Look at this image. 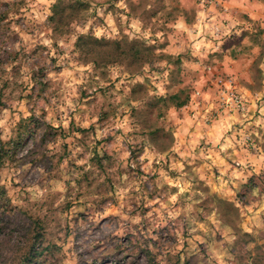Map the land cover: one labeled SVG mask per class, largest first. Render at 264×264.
I'll list each match as a JSON object with an SVG mask.
<instances>
[{"label": "rangeland", "instance_id": "obj_1", "mask_svg": "<svg viewBox=\"0 0 264 264\" xmlns=\"http://www.w3.org/2000/svg\"><path fill=\"white\" fill-rule=\"evenodd\" d=\"M233 1L0 0V264H264V93L206 142V88L167 52L185 18L261 65L226 14L264 0ZM133 41L155 60L112 57Z\"/></svg>", "mask_w": 264, "mask_h": 264}, {"label": "crops", "instance_id": "obj_2", "mask_svg": "<svg viewBox=\"0 0 264 264\" xmlns=\"http://www.w3.org/2000/svg\"><path fill=\"white\" fill-rule=\"evenodd\" d=\"M255 1L234 0L231 5L237 6L242 13H247L246 10L249 9L250 4L260 6ZM226 18L231 21L233 26L237 24L245 26L246 22H249L250 29H252L249 33L256 37L254 34L260 31L259 33H262L264 37V14H226ZM174 27L176 32L170 40L167 52L174 56L186 55L187 59L184 67L187 68L186 74L190 76L194 88H206L205 95L202 98L203 102L210 100V97H215L216 82L220 77L233 78L244 94L250 98L256 94L261 95V93H264V74H262L264 60L260 65L261 50L254 41L247 42L248 37L246 35L237 44L228 42L221 50L215 51L212 43H206L201 38L202 29L198 26L197 20L191 23L182 18L175 23ZM253 111L254 109L251 108V115ZM230 122L227 118L219 122H213L208 130H204L210 135L209 138L206 133L204 134L206 142H216L219 139L221 141L223 138H217V136H220L218 134L219 130L225 129L224 131H227L230 129ZM240 122L245 123V121ZM193 123L195 121L190 118L185 122L186 125L190 124L189 127L192 129L193 135L194 133L197 135L203 133V127ZM199 128L202 130H199Z\"/></svg>", "mask_w": 264, "mask_h": 264}, {"label": "built area", "instance_id": "obj_3", "mask_svg": "<svg viewBox=\"0 0 264 264\" xmlns=\"http://www.w3.org/2000/svg\"><path fill=\"white\" fill-rule=\"evenodd\" d=\"M216 97V102H210V106L208 107L203 102V94L197 91L186 108L192 107L194 110L203 112L204 121L208 124L220 116H231L247 111L248 97L231 77H220L217 79ZM247 139L249 140V138Z\"/></svg>", "mask_w": 264, "mask_h": 264}, {"label": "trees", "instance_id": "obj_4", "mask_svg": "<svg viewBox=\"0 0 264 264\" xmlns=\"http://www.w3.org/2000/svg\"><path fill=\"white\" fill-rule=\"evenodd\" d=\"M89 39H91V38H89L88 36L81 37L80 41L81 40H89ZM93 41L95 43L93 45V47H95L96 45L101 43V41H98L96 39L93 40ZM113 44H116V43H113ZM128 45H129V48H130L128 54L127 53H119L118 52L116 54H112V57L114 59H120L123 56H125L127 58H131L132 63H139V65H141V66L144 65V64L149 63L150 61L155 60L156 55L153 53V48L152 47L146 46V45H144L143 43H141L139 41H133V42L129 43ZM99 53L100 52H98V51H94L95 55H103V54H99ZM185 102H182V103L178 104V107L181 108L185 104ZM5 152H6V150L4 148V145L2 144V142L0 140V165L3 162V158H4V155H5Z\"/></svg>", "mask_w": 264, "mask_h": 264}]
</instances>
